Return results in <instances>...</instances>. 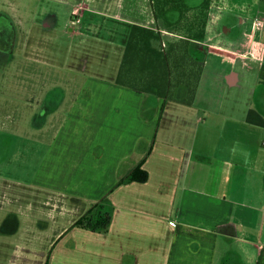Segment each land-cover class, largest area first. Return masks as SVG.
<instances>
[{
  "label": "crops",
  "instance_id": "obj_1",
  "mask_svg": "<svg viewBox=\"0 0 264 264\" xmlns=\"http://www.w3.org/2000/svg\"><path fill=\"white\" fill-rule=\"evenodd\" d=\"M59 1L70 7L71 17L79 10L119 23L123 55L134 24L159 31L157 47L185 33L175 23L176 10L168 12L169 27L156 19L151 0ZM47 14L41 22L47 27L52 16V27L58 15ZM260 18L264 0H211L206 36L192 38L190 45L204 62L192 104L176 93L164 103L154 93L117 83V73L103 79L102 91L88 90L87 83L74 90L69 80L87 76L68 74L58 105L43 110L37 127L38 140L53 154L48 172L60 181L34 182L28 191L42 205L41 214L51 206L59 216L72 215L63 223L53 218L47 264H264V27L258 34L255 27ZM10 28L4 35L0 27V38L12 46L17 34ZM193 44L206 56L194 52ZM97 95L102 98L96 107ZM83 107L87 116L77 139L71 113ZM0 140L9 145L14 139ZM141 160L147 181L117 184ZM65 175L71 180L61 184ZM101 200L112 212L108 228L75 225ZM40 221L38 237L47 238L46 220Z\"/></svg>",
  "mask_w": 264,
  "mask_h": 264
},
{
  "label": "rangeland",
  "instance_id": "obj_2",
  "mask_svg": "<svg viewBox=\"0 0 264 264\" xmlns=\"http://www.w3.org/2000/svg\"><path fill=\"white\" fill-rule=\"evenodd\" d=\"M185 1L190 5L203 0ZM102 4L98 2V8H106ZM174 10L168 9L170 15ZM52 11L58 15L56 24L48 27L49 22L53 25L52 16H48L47 27L43 26V12ZM79 17L80 22L71 29V9L59 0H0L2 34H8L10 26L16 28L13 30L17 34L12 46L11 42H4L3 36L0 38V139H14L9 145L0 140V264H47L51 254L48 237L55 226L53 218L63 219V223L72 216H59L58 208L51 206L45 209L46 215L41 214L42 205L37 207V199L28 192L34 182L53 185L60 181V177L48 172L49 163H53L51 147L41 143L37 135L38 122L43 121L41 116L64 94L60 85L66 88L68 74L79 73L85 74L87 79L69 80L71 88L78 89L82 83H87L88 90L91 87L102 91L103 79L118 74L120 56H123L120 50L122 26L102 14ZM192 49L200 57L206 56L197 44H193ZM47 89L50 95L41 105ZM175 90V96H187L184 85ZM100 95L92 98L96 107L101 104ZM80 96L86 99L85 91ZM97 114L102 120V111ZM71 116L75 117L77 139H81L82 123L87 116L84 107ZM178 126L175 123L173 128ZM62 178L61 184L71 180L67 175ZM11 210L17 213L10 214ZM41 218L49 228L47 238L43 239L37 234L38 227L42 226Z\"/></svg>",
  "mask_w": 264,
  "mask_h": 264
},
{
  "label": "trees",
  "instance_id": "obj_3",
  "mask_svg": "<svg viewBox=\"0 0 264 264\" xmlns=\"http://www.w3.org/2000/svg\"><path fill=\"white\" fill-rule=\"evenodd\" d=\"M154 15L165 24L169 21L168 9L174 8L179 17L176 24H182L185 33L168 43L167 47H157L153 41L161 38L155 29L134 24L129 32L124 55L116 77V82L139 92H151L163 98L164 103L173 98L176 87L184 85L187 96L181 101L192 104L197 93L204 62L191 51L192 38L206 36V23L211 0H203L197 6H189L185 0H151ZM193 11V12H191ZM189 13H193L189 16ZM163 103V108H164ZM141 160L117 184L132 180L145 182L149 177L142 168ZM103 200L95 202L76 222L92 231L108 228L112 212L106 209Z\"/></svg>",
  "mask_w": 264,
  "mask_h": 264
},
{
  "label": "built area",
  "instance_id": "obj_4",
  "mask_svg": "<svg viewBox=\"0 0 264 264\" xmlns=\"http://www.w3.org/2000/svg\"><path fill=\"white\" fill-rule=\"evenodd\" d=\"M73 15H77V18H74ZM73 15H72V17L70 19V23L69 24L71 25L72 29H75L77 23L80 22L79 10L74 11ZM255 27H256V32H257L256 34H258L259 30L264 27V20L261 19V18L257 19L256 22H255Z\"/></svg>",
  "mask_w": 264,
  "mask_h": 264
}]
</instances>
